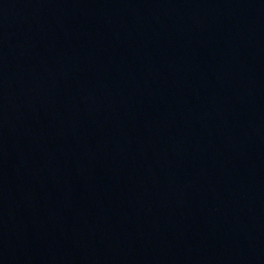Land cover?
I'll return each mask as SVG.
<instances>
[{
	"label": "water",
	"instance_id": "1",
	"mask_svg": "<svg viewBox=\"0 0 264 264\" xmlns=\"http://www.w3.org/2000/svg\"><path fill=\"white\" fill-rule=\"evenodd\" d=\"M0 264H264V0H0Z\"/></svg>",
	"mask_w": 264,
	"mask_h": 264
}]
</instances>
